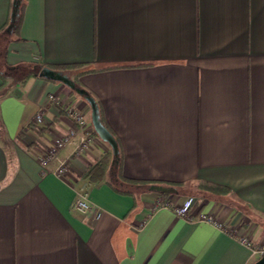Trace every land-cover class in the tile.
<instances>
[{
  "label": "crops",
  "instance_id": "obj_1",
  "mask_svg": "<svg viewBox=\"0 0 264 264\" xmlns=\"http://www.w3.org/2000/svg\"><path fill=\"white\" fill-rule=\"evenodd\" d=\"M13 0H0V31ZM0 36V264H252L264 243V0H25ZM62 70L100 103L116 180L87 100L39 75ZM54 94L60 100L50 99ZM85 116L93 141L40 156ZM42 112L44 121L35 122ZM83 134L78 129L75 140ZM176 188V187H175ZM215 190V191H212ZM86 195L103 213L76 206ZM199 199L236 236L157 202Z\"/></svg>",
  "mask_w": 264,
  "mask_h": 264
},
{
  "label": "built area",
  "instance_id": "obj_2",
  "mask_svg": "<svg viewBox=\"0 0 264 264\" xmlns=\"http://www.w3.org/2000/svg\"><path fill=\"white\" fill-rule=\"evenodd\" d=\"M50 99L55 104H60V100L56 95L51 94ZM66 110L72 118L74 126L67 133L55 138L53 144L48 147L46 152H44L40 156V162L43 166L48 165L54 159L59 160L58 152L65 145L73 143L76 145V152L81 153L91 144L94 139L93 133L87 129V120L83 113L70 107ZM43 121V113L38 112L35 116V122L37 124H40ZM78 129H82L83 134H81L79 136V139L76 141L74 138L77 134ZM59 162L60 163L58 167L55 169V173L60 177H66L67 175H69V169L67 167L66 161L59 160ZM198 204L199 199L195 196H190L181 203H174L171 199L165 201L159 200L157 202L156 208H170L178 217L183 218L186 221L209 223L229 235L236 236V232L231 225H228L227 223L216 217L215 214L202 209ZM76 206L83 212H91V219L93 220L99 219L103 213V211L99 207L92 205L86 195H83L82 197L77 199ZM238 238L243 244L250 247L254 254L259 255L260 257L264 255V243L257 245L253 243L252 239L249 236H239Z\"/></svg>",
  "mask_w": 264,
  "mask_h": 264
},
{
  "label": "water",
  "instance_id": "obj_3",
  "mask_svg": "<svg viewBox=\"0 0 264 264\" xmlns=\"http://www.w3.org/2000/svg\"><path fill=\"white\" fill-rule=\"evenodd\" d=\"M21 1L22 0H13L10 23L6 28L8 33H12L14 27L16 26V22L20 13ZM39 75L47 79L64 83L87 100L91 107V120L94 130L103 141L107 142L111 146L114 155L113 166H116L119 162V145L113 133L102 121L99 104L96 98L87 89L77 85L75 80L62 70H57L46 66L41 68ZM149 189L163 193H174L177 191V188L173 186L161 184H151L149 185ZM252 264H264V255L259 257V259H257Z\"/></svg>",
  "mask_w": 264,
  "mask_h": 264
},
{
  "label": "trees",
  "instance_id": "obj_4",
  "mask_svg": "<svg viewBox=\"0 0 264 264\" xmlns=\"http://www.w3.org/2000/svg\"><path fill=\"white\" fill-rule=\"evenodd\" d=\"M24 2H25V0L21 1L19 17L17 19L16 26L14 27L13 31H16L19 28V25H20V22H21V17H22V11H23V8H24ZM4 34H7V33H6L5 29H2L0 31V36L4 35ZM74 80L77 83V85L82 87V85L76 79H74ZM97 102L99 104L102 121L110 129V131L113 133V135L115 136V138H116V140L118 142V145H119V150H120V152H119V162H118V164L116 166H114L117 182L119 184H122V185L124 184V185H135V186H140V187H142V186L148 187L149 186L148 181L135 180V179H130V178H127V177L123 176V174H122V152H121V145H120L119 139L116 136V134L112 131V129L109 127V125L107 124L105 119L103 118L101 107H100V103H99L98 100H97ZM95 133H96V131H95ZM170 186H173V187H176V188H182L183 187V185H181V184H175V185H170ZM212 191H215V190H212ZM161 194L167 195L168 193L161 192Z\"/></svg>",
  "mask_w": 264,
  "mask_h": 264
}]
</instances>
